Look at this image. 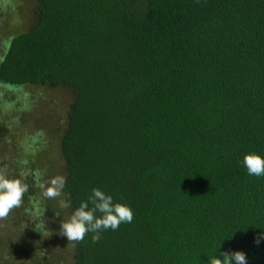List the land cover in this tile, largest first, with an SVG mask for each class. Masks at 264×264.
<instances>
[{
    "label": "trees",
    "instance_id": "trees-1",
    "mask_svg": "<svg viewBox=\"0 0 264 264\" xmlns=\"http://www.w3.org/2000/svg\"><path fill=\"white\" fill-rule=\"evenodd\" d=\"M34 1L0 84L70 90L56 146L66 183L56 203L32 195L38 177L25 181L22 206L0 223V263L69 253L70 264H208L243 251L264 264V176L243 165L264 157V0ZM49 151L29 160L39 179H52ZM93 188L134 218L61 254V222Z\"/></svg>",
    "mask_w": 264,
    "mask_h": 264
},
{
    "label": "rangeland",
    "instance_id": "rangeland-1",
    "mask_svg": "<svg viewBox=\"0 0 264 264\" xmlns=\"http://www.w3.org/2000/svg\"><path fill=\"white\" fill-rule=\"evenodd\" d=\"M34 6V0H0V59L9 40L27 31L34 23ZM71 101L72 93L64 87L47 90L40 86L14 88L0 84V169H5L9 178H19L25 183L28 178L30 180L38 177L39 181L47 185L50 180L45 177L39 179L40 175H36L37 165L29 166L28 163L29 160H35L32 158L34 155L40 151L44 152L49 147L53 168L50 170L51 177L62 176L56 146L64 130L66 112ZM41 132L42 136L39 135ZM40 143H43L42 147L45 148H40ZM39 184L34 186L32 195L44 197ZM54 200L59 203L57 199ZM68 217L70 218L67 216L65 221ZM20 223L25 224L23 220ZM4 241L5 236H0V244ZM55 242L57 244L61 242L62 245L59 247L61 254L71 250L72 242H69L66 236L59 233ZM3 252L2 247L0 253ZM65 259L64 264L70 261L71 255L68 253ZM56 260L62 262L63 259L57 257ZM2 261L4 264L19 263L18 259L12 263L9 255Z\"/></svg>",
    "mask_w": 264,
    "mask_h": 264
},
{
    "label": "clouds",
    "instance_id": "clouds-1",
    "mask_svg": "<svg viewBox=\"0 0 264 264\" xmlns=\"http://www.w3.org/2000/svg\"><path fill=\"white\" fill-rule=\"evenodd\" d=\"M43 135V133H39ZM243 165L251 176H264V157L256 153H249L243 157ZM40 175L39 172L36 173ZM66 178L53 177L47 185L41 183L38 186L43 190V196L47 199H56L62 194ZM29 191L28 184L19 178H9L5 169H0V220H5L13 212L22 206L25 194ZM89 204L92 205L89 208ZM61 208L70 207L68 201L60 202ZM45 210V209H44ZM101 213L97 216L96 213ZM44 215V212L42 213ZM58 215V214H57ZM134 213L130 206L122 203H113V197L105 194L99 188H93L87 201L81 202L67 221L61 222L60 234L67 237L74 244L82 242L85 236L91 232L93 243L101 239V232L105 230H118L122 223H131ZM40 227L35 224V229ZM36 231V230H35ZM40 232V231H39ZM43 235V233H41ZM264 238L261 233L255 238L259 245ZM247 264V257L243 251L221 252L219 256L209 258L208 264Z\"/></svg>",
    "mask_w": 264,
    "mask_h": 264
}]
</instances>
